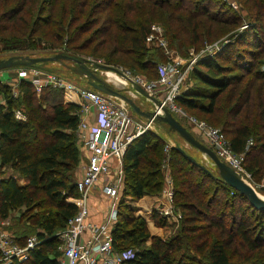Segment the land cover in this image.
I'll list each match as a JSON object with an SVG mask.
<instances>
[{
    "label": "trees",
    "instance_id": "1",
    "mask_svg": "<svg viewBox=\"0 0 264 264\" xmlns=\"http://www.w3.org/2000/svg\"><path fill=\"white\" fill-rule=\"evenodd\" d=\"M47 1L0 0V40L3 49L38 47L44 39L37 35L38 31L44 35L55 31V38L66 33L70 40L78 29L86 28V24L80 22L74 33L67 29L70 21L78 18L82 12L73 18L70 16L66 28L56 23L49 16L53 6ZM106 1L105 7L113 3V0ZM126 1L125 10L134 8L131 3L133 0ZM251 1L254 3L256 0ZM151 3L147 11L149 16L157 14L155 8L170 10L181 5V2L171 0H152ZM141 7L142 15L135 25L126 23L124 17L118 19L115 16L110 19L108 28L104 25L95 32L103 29L101 35L107 36L110 33L107 29L115 25V32L109 38L112 44L109 55H134L133 62L140 69H148L154 59L143 58V55L149 54L145 36L151 23L143 18L146 14L143 3ZM64 9L61 16L65 12L69 13V9ZM206 10V6L201 8L204 13ZM195 12L190 11L187 16L193 31L196 29L193 18ZM261 13H264V5L258 4L253 24L261 22ZM240 18L241 15L237 14L221 20L223 23H235ZM5 31L12 36L1 37ZM258 31L263 32L259 28L256 32L253 27L246 33L251 41V51L256 54L264 51L263 40L257 42L255 39L259 35ZM15 34L18 36H13ZM239 36L245 38V33L240 32L236 38L239 39ZM213 57L199 60L200 64L207 67L206 70H191L204 86H186L181 89L176 100L186 108L207 115L210 122L220 123L221 129L227 134L231 150L243 154L247 171L264 170V68L253 70L252 76L244 80L245 72L225 74L224 71L228 69H224L225 66L214 61ZM16 85L18 91L14 95L12 86L0 80V94L4 98V102L0 103V168L4 167L0 169V220L10 218V224L4 228L16 242L23 244L27 236L34 234L38 243L29 250L27 258L14 259L7 264H58L61 243L59 233L77 209L76 204L68 198L77 194L74 182L80 160L77 131L79 105L64 101L63 91L59 87L47 85L37 91L24 78H19ZM224 92L222 120H219L216 101ZM17 109L24 114L23 118L15 116ZM165 158L171 172L178 173L171 203L180 216L174 232L163 237L149 234L144 218L135 216L125 198L135 200L145 193L159 191L163 182L161 163ZM122 166L124 182L118 194L111 236L115 249L132 250L127 264H234L237 262L234 257L237 255L240 258L243 251L250 262L264 264V240L260 235L264 232V210L252 206L243 194L225 183L219 175L203 170L173 146H166L157 132L146 129L134 137L125 147ZM184 170L190 171L189 177H186ZM191 170L198 174V179L192 177ZM18 177H23L24 182L18 183ZM199 179L198 184L196 182ZM207 181L217 184L222 191L231 189L233 195L245 201L256 211L257 224L250 226L241 216L233 231L221 219L211 218V208L196 193ZM207 188L201 192H207ZM152 215L156 225L166 224L164 216L155 211ZM57 229L61 230L55 234ZM135 236L144 239L149 236V245L136 249L120 246L121 240L126 237L135 239Z\"/></svg>",
    "mask_w": 264,
    "mask_h": 264
},
{
    "label": "rangeland",
    "instance_id": "2",
    "mask_svg": "<svg viewBox=\"0 0 264 264\" xmlns=\"http://www.w3.org/2000/svg\"><path fill=\"white\" fill-rule=\"evenodd\" d=\"M171 1H179L181 2L180 4L182 6L180 5L179 8H170V10L164 9L161 11L155 8L157 14L155 16H149L147 11H149L151 8L152 0H133L131 3H133L134 8H131V10L124 9L127 8L126 0H113V3H115L117 6L111 3L108 7H105L107 2L106 0H49L47 1L49 2L48 4L53 6V10L49 15L52 20L56 21V23H60L62 27L66 28L67 22L69 20L68 18H70V16L73 18L76 16V14L79 15L82 12L78 18L71 20V23L69 22L70 25L67 29L72 30L74 33L76 31V25L80 22H83V25L86 24V28L78 29L76 33L72 35L73 39L70 40L68 39L69 35L66 33H63L64 35L60 38H55V31H53V33H45V35L42 31H38L37 35L44 38L43 42L38 47H13L3 49L2 42L0 40V58L7 57L11 54L48 56L58 52H63L88 60L90 65H93V63L106 64L113 69H118L126 76H138L144 82L155 80V66H157L159 63L167 64L171 67L177 62L181 70L186 69L183 70L184 79L182 80L181 89L185 88L186 86H204V84L193 75L191 70L192 68L206 70L207 67L200 64L199 60L210 59L212 56H214V61L216 60L218 63L223 64V66H225L224 69H228L224 71L225 74H233L242 71L243 73L245 72L244 80L252 76L253 70L257 68H264V51L258 54H256V52H252L251 41H249V36L246 34L247 31L253 30V27L256 28V32L258 28L262 29L263 32L261 33V31H258L259 35L257 34L258 36L255 39L257 42L262 40L264 42V13H261L260 23L256 22L253 24L252 21V19L255 18L256 5H264V1L256 0L254 3L251 0ZM142 3L145 5L146 12L143 18L146 20V22L151 23L150 28L151 25L158 27L160 33L156 32V34H158V36H160L165 43L164 45L158 44L156 38H153V41L145 40V45L149 48V54L146 53L143 55V58L151 57V59H154L153 64H151L148 69H140L136 63L133 62L134 55L128 53L115 54L114 56L109 55V50L111 49L112 45L109 41V38L115 32V25H112L109 29H107V31L110 30V33H108L107 36L104 34L106 37L101 35L103 29L95 32L100 27H104V25H106V28H108L107 26L109 22L111 23L110 19L112 20L115 16L118 17V19H122L124 17L126 23L129 25H135L137 23V19L142 15ZM204 6H206L208 9L206 10V13L201 11V8ZM64 8H67V11L69 9V13L65 12L61 16V14L65 11ZM33 10L35 12V9ZM190 11H196L193 13V18L196 23V29L194 31L192 30L191 24L188 23L187 16ZM237 14L241 15V18L235 23L227 22L229 23L227 24L223 23L221 20L225 17L232 18ZM258 21H260V19ZM240 32L245 33V38H241L240 36L239 39L236 38ZM3 36H12V34L10 32L8 33V31H5L1 34V37ZM13 36L18 35L15 34ZM243 40H245V42H243ZM250 40L252 39L250 38ZM140 58H142V56H140ZM240 66L244 67V69ZM18 67L21 66L8 67L9 69L6 68V70H9L11 76H16ZM33 67H36L42 71L47 70L49 72H54L56 75L62 76L77 85L81 84L82 86H90L86 82L85 76L79 75L76 70H73L77 67L75 62L68 60H64V62L50 60L36 63V65H33ZM107 72L113 73L115 80H110ZM95 73L102 79L106 80L111 87L118 89L122 93L131 97L132 100L142 109L147 110L154 107L150 100L133 90L128 82H126L123 78L121 79L120 75L114 73V70L103 71L96 69ZM114 98L118 99L116 97ZM224 102L225 92L222 93V95L219 96L216 101L219 120H222L221 109L224 106ZM177 103L182 108L183 114H172L204 144H206V141L194 131V121L198 123L202 122L204 125L214 126L221 129L220 123L210 122L208 116L202 112H198L195 109L186 108L183 104L179 102ZM134 115L136 114L134 113ZM190 118H192L194 121H191ZM150 129L157 132V134H159V136H161V138L164 140L165 145L168 147L172 144L169 138L172 136L174 141L188 154L192 155L198 162L204 164L215 176L218 175V173L214 171L215 166L212 159L184 141L177 132H165L154 124L151 125ZM222 132L227 138L225 131L222 130ZM240 164L242 166L240 174L254 187L258 194L264 197V170L257 169L255 172L247 171L245 169L246 161L244 158H241ZM184 171L186 177H189L190 171ZM161 172L163 178L161 189L164 186H167L172 193L173 188L177 186L176 181L178 180V173L174 171L171 172V167L167 158L162 160ZM195 173L196 172L193 170L191 174L193 178L197 177L198 175ZM123 179L124 174L122 176V180ZM200 180L201 179H199V181L196 183L199 184ZM205 187H208L206 190L207 192L202 193L201 190H203ZM197 192L203 198V201L207 204V206L213 210H210L212 213L211 218L214 220L221 219L226 225L230 226L232 230L235 229L239 223L241 216H244L242 218H245V222L250 223V226L257 224V220L255 219L256 211L252 209L245 201H242L233 195L231 193V189L228 191H222L221 188H218L217 184H212L210 181H207L203 187H200V191L197 190L196 193ZM187 199L193 201L190 197H187ZM174 210L175 212H178L175 208ZM166 221V226H163L160 229V233L163 237L174 232L178 222L172 218L166 219ZM9 224L10 218L0 220V230L5 229L4 226ZM60 230L61 229H57L55 234H58ZM148 232L151 235L149 229ZM260 235L261 239L264 240L263 231ZM134 238L135 239L128 237L124 238L119 242L121 244L120 246L136 249L148 246L150 243L149 236H147L145 239L136 236ZM240 255V258H237V255L234 257L235 260L237 259V262H234V264H255V262H250V259L245 258L246 253L244 251Z\"/></svg>",
    "mask_w": 264,
    "mask_h": 264
},
{
    "label": "built area",
    "instance_id": "3",
    "mask_svg": "<svg viewBox=\"0 0 264 264\" xmlns=\"http://www.w3.org/2000/svg\"><path fill=\"white\" fill-rule=\"evenodd\" d=\"M150 29L145 40L153 41V38H156L158 44L164 45L162 38L156 34V32L160 33L158 27L151 25ZM183 70L177 62L171 67L159 63L155 80L144 82L138 76L130 78L155 95L170 112L183 114L182 108L176 102L184 79ZM16 76L18 79L24 78L30 81L37 91L44 85L59 87L63 92L69 89L75 91L80 98L94 106L97 113V119L88 124L80 115L82 110L87 109V105H83L78 112L80 118L77 127L78 142L87 151V161L82 175L74 182L77 194L68 198L76 204L77 209L59 233L61 243L58 264H127L126 260L131 257L132 250H117L112 244L111 228L116 219L117 197L122 176L111 177V161L113 158L120 161L126 145L153 124L134 115L122 100L108 96L91 86L77 85L54 72L42 71L33 66H21L17 68ZM15 116L23 118L24 114L17 109ZM190 120L194 121L192 118ZM194 127V131L206 141L205 143L220 159L238 172L242 170L240 164L242 154H236L231 150L229 140L221 129L195 121ZM250 142L249 140L248 143ZM98 182L101 183L102 191L111 198L110 210L101 224L85 223L88 214V194ZM164 193L167 201L158 208L159 213L178 220L180 215L179 212H175L171 203V190L164 189ZM86 227L90 235L89 238L82 240L81 234ZM37 243L34 234L27 236L24 243L20 244L12 238L10 232H0V264L27 258L29 250ZM97 257L100 258L99 261Z\"/></svg>",
    "mask_w": 264,
    "mask_h": 264
},
{
    "label": "water",
    "instance_id": "4",
    "mask_svg": "<svg viewBox=\"0 0 264 264\" xmlns=\"http://www.w3.org/2000/svg\"><path fill=\"white\" fill-rule=\"evenodd\" d=\"M50 60H58L60 62L68 60L75 62L77 64V67L74 69L79 74L86 77V82L91 87L101 91L108 96L116 97L122 100L139 118L149 120L151 124L160 127L163 131L177 132L184 141L195 147L197 150L206 153L212 159L215 166L214 171L218 173L219 177L225 183L243 194L252 206L257 209L264 210V198L257 193L254 187L240 174V172L220 159L213 149L197 139V137H195L192 132L180 120H178L165 105L161 104L160 100L155 95H153L138 82H135L132 78L126 76L118 69H113L110 66L101 63H93V65H90L88 63V60L78 58L68 53L58 52L48 56L11 54L7 57L0 58V70L13 66H33L36 65V63L46 62ZM108 68L115 70L118 74L126 78L133 90L142 94L148 100H150L153 103L154 107L147 110L142 109L132 100L131 97L122 93L118 89L111 87L106 80L102 79L95 73L96 69L106 70ZM169 138L172 142L171 146L178 150L182 155L188 158L191 162L197 164L203 170L211 172V170L208 169L204 164L198 162L192 155L188 154L181 146H179L174 141V138L172 136H170Z\"/></svg>",
    "mask_w": 264,
    "mask_h": 264
},
{
    "label": "crops",
    "instance_id": "5",
    "mask_svg": "<svg viewBox=\"0 0 264 264\" xmlns=\"http://www.w3.org/2000/svg\"><path fill=\"white\" fill-rule=\"evenodd\" d=\"M0 80L1 82L10 84L13 87L12 92L14 95L17 93L18 91L17 85H16L17 80H18L17 76L15 75L11 76L9 73V70L2 69L0 70ZM62 99L66 102H74L78 104L79 105L78 112H80L83 105H87V109L85 111L82 110V112L80 113L82 120H85L86 123L88 124L92 123L97 119V113H96L94 106H92L91 104H88L85 100L80 98V96L75 91H72L70 89L66 90L65 92L62 93ZM2 102H4V98L0 94V103ZM79 150H80V160H79L78 167L76 169V179L82 175L85 163L87 161V151L81 146L80 143H79ZM122 158H123V155H122ZM122 158L120 161H118L116 158L112 159L111 177L119 176V175L123 176ZM0 169H4V167ZM6 170L9 171L8 169ZM17 181L18 183H23L24 179L23 177H18ZM122 181L123 180L121 177V185H122ZM164 189H169V188L167 186H164L159 191H156L154 193H145L140 198L135 199V200L126 198V201L129 203V206L131 207L133 213L135 215H140L144 218L146 222V227L149 229L152 235L162 236L160 233V229L163 226H166L165 224L156 225L154 223V217L152 215V212L155 211L158 215L164 216L159 213V209H158L161 206H163V204H165V202L167 201L166 194L164 193ZM87 205H88V214L85 217V223L101 224L102 222L105 221L106 217L108 216L109 210H110L111 198L102 191L100 182L96 183L92 187V189L89 191L88 198H87ZM164 218L165 220L169 219L166 216H164ZM4 231H7V230L6 229L0 230V232H4ZM89 235H90L89 229L87 227L84 228L81 234L82 240L89 238ZM99 260L100 258L97 257V261Z\"/></svg>",
    "mask_w": 264,
    "mask_h": 264
},
{
    "label": "bare ground",
    "instance_id": "6",
    "mask_svg": "<svg viewBox=\"0 0 264 264\" xmlns=\"http://www.w3.org/2000/svg\"><path fill=\"white\" fill-rule=\"evenodd\" d=\"M109 70H113V69L108 68V69L103 70V71H109ZM114 73L118 74L115 70H114ZM107 75H108V77H109L110 80H111V79H112V80H115L114 77H113V76H114L113 73H111V72H107ZM118 75H120V74H118ZM120 76H121V75H120ZM120 76H119V77H120ZM122 78H123L126 82H128L127 79L124 78L123 76H121V79H122ZM202 153H204V152H202ZM204 154L207 155L206 153H204ZM207 156H208V155H207ZM208 157H209V156H208ZM259 195H260V194H259ZM260 196H262V195H260ZM262 197H263V196H262ZM263 198H264V197H263Z\"/></svg>",
    "mask_w": 264,
    "mask_h": 264
}]
</instances>
